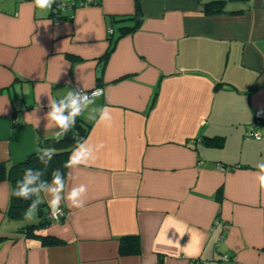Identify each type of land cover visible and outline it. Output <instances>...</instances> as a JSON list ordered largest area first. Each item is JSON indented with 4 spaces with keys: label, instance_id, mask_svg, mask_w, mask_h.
<instances>
[{
    "label": "crops",
    "instance_id": "0c3cea01",
    "mask_svg": "<svg viewBox=\"0 0 264 264\" xmlns=\"http://www.w3.org/2000/svg\"><path fill=\"white\" fill-rule=\"evenodd\" d=\"M63 1L51 14L0 0V161L55 136L43 119L49 99L71 89L102 88L92 107H108L112 121L80 116L95 159L67 168L65 181L88 186L86 204L62 201L69 215L39 229L64 243L25 237L19 228L39 208L9 219L0 181V264H264V120L253 124L264 107V0H227L242 11L218 14L200 10L208 0H140L138 27L105 61L108 28L134 0ZM253 126L260 138L247 135ZM213 136L220 146L202 139ZM131 234L140 251L119 254L118 238Z\"/></svg>",
    "mask_w": 264,
    "mask_h": 264
},
{
    "label": "clouds",
    "instance_id": "9594fccd",
    "mask_svg": "<svg viewBox=\"0 0 264 264\" xmlns=\"http://www.w3.org/2000/svg\"><path fill=\"white\" fill-rule=\"evenodd\" d=\"M55 0H34L35 7L41 10H50ZM104 94L102 88H96L90 93L86 89H71L67 94L59 99H49V111L43 119L47 121L46 127L58 129L55 132V139H63L75 126L77 118L87 113V119L97 121L98 123L110 124L112 114L108 107H92L97 98ZM98 111V115H89V109ZM34 116L39 126V119L35 113ZM103 148V144L96 145V149ZM56 155L54 148L40 149L36 153L38 161L44 165V169L27 168L24 171L22 179L17 181L13 195L17 198L30 200L31 203L25 211V217L32 219L37 212L38 207L47 202L51 215L57 217L61 214V203L67 201L72 209H82L87 200L88 186L84 183L75 184L70 188L65 181V174L61 169H54L51 178L45 179V172L53 157ZM94 150L87 140L77 142L72 149L64 167L69 169H79L87 165L89 161L94 160ZM256 180L260 187L264 188V161L257 163Z\"/></svg>",
    "mask_w": 264,
    "mask_h": 264
},
{
    "label": "trees",
    "instance_id": "16d2710c",
    "mask_svg": "<svg viewBox=\"0 0 264 264\" xmlns=\"http://www.w3.org/2000/svg\"><path fill=\"white\" fill-rule=\"evenodd\" d=\"M227 0H208L200 2V10L205 14H218L222 12L237 13L242 10H226L225 2ZM60 8L57 11L49 10L51 14H56L60 12ZM141 18V8L140 0H134V12L132 14H125L115 18V21L119 23L117 27L112 28L111 31L107 32V41L108 45L104 53L101 56V60L105 61L107 56L113 50L116 41L122 36L133 32L139 25ZM218 85V83H217ZM215 85V86H217ZM264 120V119H263ZM261 120V121H263ZM259 122V121H258ZM90 129V124L82 120L81 117L77 118L74 128L63 138L57 141L55 136H51L42 140L39 144V148L35 151L28 153L22 159L7 164L5 161H0V181L6 180L9 183V199L6 209V215L9 219L21 218L26 209L29 207L31 201L24 200L21 198L15 197L12 193L16 187L17 181L22 179L25 169H44V165L41 164L37 157L36 153L40 149L44 148H54L56 155L53 157L51 163L48 165L45 172V179L51 178V173L54 169H61L62 172L66 175L67 168L64 167L65 162L68 160L69 155L72 149L76 146L77 142L83 141L87 136ZM205 144H211L214 146H220L222 144V137H206L202 138ZM218 191H221V188H218ZM61 207V206H60ZM39 208V219L37 222L27 223L24 226L20 227L19 231L24 233L25 237H34L38 239L41 245H55L64 243L65 240L50 234L40 232L39 229L43 226L52 223L47 217V213L50 211V208L46 211L43 210L42 204ZM63 208V207H61ZM64 210H67L63 208ZM66 217H61L59 220L54 222H61ZM4 236H0V241ZM140 251L139 238L135 234L131 235H121L118 238V253L121 255L138 253Z\"/></svg>",
    "mask_w": 264,
    "mask_h": 264
},
{
    "label": "built area",
    "instance_id": "2783aa9c",
    "mask_svg": "<svg viewBox=\"0 0 264 264\" xmlns=\"http://www.w3.org/2000/svg\"><path fill=\"white\" fill-rule=\"evenodd\" d=\"M91 2H93V0H80L78 4L83 5V4H89ZM66 5L67 3L64 2L63 0H55V3L52 5L51 10L57 11L59 8L62 9ZM110 31H111V28H108V32ZM96 88H100V87L94 86L93 88L86 89V90L90 93L92 90H95ZM81 89L83 88L78 87L76 90H81ZM263 119H264V107H259V108L254 109L253 110V124ZM246 133L250 137L260 138V132L257 129H255L254 126L250 130H248ZM68 215H69L68 210H64L63 208H61V214L57 217H53L51 215V211L47 213V217L49 218L51 222L57 221L61 217H67ZM224 256L227 257L228 255L225 254ZM191 264H202V262L200 260H195ZM236 264H239V263H236Z\"/></svg>",
    "mask_w": 264,
    "mask_h": 264
},
{
    "label": "water",
    "instance_id": "95a60500",
    "mask_svg": "<svg viewBox=\"0 0 264 264\" xmlns=\"http://www.w3.org/2000/svg\"><path fill=\"white\" fill-rule=\"evenodd\" d=\"M103 64V61H100L98 66L96 67V75L99 76L100 75V69H101V65Z\"/></svg>",
    "mask_w": 264,
    "mask_h": 264
}]
</instances>
